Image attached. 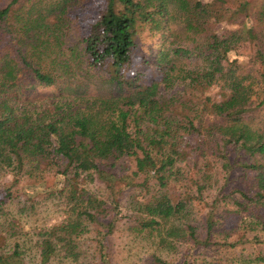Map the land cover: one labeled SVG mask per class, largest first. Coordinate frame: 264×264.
Here are the masks:
<instances>
[{"label":"trees","instance_id":"1","mask_svg":"<svg viewBox=\"0 0 264 264\" xmlns=\"http://www.w3.org/2000/svg\"><path fill=\"white\" fill-rule=\"evenodd\" d=\"M24 1L0 7V172L14 173L17 191L25 178L53 177L49 193L63 194L71 205L42 241L40 264L51 262L59 245L79 261V245L92 226L100 251L96 264H107L104 239L114 232L120 197L133 188L149 197L140 204L144 217L137 221L143 231L156 232L159 247L188 236L196 247L221 244L212 241L220 195L210 203L203 239L190 221L184 225L190 207L214 191L212 174L219 163L226 175L240 168L249 182L247 189L222 195L235 206L231 217L249 216L245 229L264 232V127L256 132L245 125L254 95L246 78L264 86V1L59 0L16 13ZM176 23L185 35L179 42ZM73 30L77 42L67 60L58 61L67 51L54 46ZM145 35L153 36L154 57L138 54ZM13 40L22 44L10 50ZM251 42L259 44L255 71L237 53L239 45ZM189 55L205 62L204 68L187 71L184 95L161 99L160 85L177 66L172 60ZM82 74L95 82L102 74L109 97L89 96L91 83ZM217 84L221 97L212 99ZM39 88L54 95L35 101ZM235 151H243L245 159L232 162ZM123 160L133 162L127 175L117 172ZM192 168L198 173L189 180ZM99 181L112 209L106 193L92 191ZM14 194L4 191L0 205ZM111 211L114 216L106 221ZM245 234L222 244H264L259 233L252 239ZM19 246L10 256L0 253V263L23 264ZM155 261L170 264L159 256Z\"/></svg>","mask_w":264,"mask_h":264},{"label":"rangeland","instance_id":"2","mask_svg":"<svg viewBox=\"0 0 264 264\" xmlns=\"http://www.w3.org/2000/svg\"><path fill=\"white\" fill-rule=\"evenodd\" d=\"M59 0H25L19 7H15L16 13H26L33 10L34 5L40 7L43 4L52 5ZM88 0H85L86 2ZM262 2L264 0H256ZM10 0H0V7L5 6ZM81 2L79 3L80 6ZM13 30H15L14 24H12ZM176 37L174 40L179 42L185 39L184 30L180 24L176 23L174 26ZM73 30L71 37L63 39L59 46L55 48L65 49V55L61 56L58 61L65 62L67 55H70V47L75 46L77 42V36ZM14 37V36H13ZM11 38V37H10ZM22 42L12 41L11 49L15 46H21ZM177 46V43L173 44ZM5 47V46H4ZM4 47H2L4 49ZM60 47V48H59ZM16 48V47H15ZM259 48V44L256 42L245 43L239 45L237 53L241 54V58L244 59L250 68L259 67V60L257 59L256 51ZM155 42L153 36L145 35L142 44L138 50L140 56L154 57L155 55ZM9 55V54H7ZM173 57V56H171ZM176 62V68L170 72L169 79L162 81L158 96L161 99H169L177 95H184L188 89V82L190 78L187 76V71L198 70L204 68L206 63L201 59H197L195 55L186 56L184 58H175L172 60ZM151 72V69H150ZM81 76V75H80ZM83 77L86 74H82ZM82 77V78H83ZM96 82L94 77H85L86 81L91 83V90H89V96H101L109 97V90L105 86V78L101 74ZM246 84L252 82L253 97L248 104V114L245 125L253 131L259 132L264 127V86L256 84L254 79L246 78ZM258 82L257 80H255ZM35 98L33 100L38 102H44L52 95L54 90H48L39 88L35 90ZM222 87L221 85H213L210 90V96L212 99H218L221 97ZM31 98V97H30ZM255 99V100H254ZM236 152V153H235ZM236 161L243 160V151L239 153L235 151ZM133 162L130 160H123L117 167L119 175H127L131 173ZM226 175V171L219 165L215 168L212 174L211 184L213 190L208 195L206 194V201L195 202L190 207L189 218L185 220L184 225H187L186 221L193 224L198 233L201 235V239L205 237L207 219L210 209L211 201L220 195L221 198L216 206V216L219 218V223L215 227V232L212 241H216L221 244L211 245H199L193 246L188 237L182 238L177 242V245L168 247H159L158 236L155 233H151L149 230H142L138 221L140 217H144L141 213V203H145L149 197H146L145 193L139 188L128 189L120 197V214L118 216L117 223L114 226V232L107 235L104 239L106 246V257L108 258L107 264H158L155 261V256H159L166 260L170 264H183L187 259L191 264H264V244L248 240L235 246H229L222 244L224 242L233 243L236 239H239L242 234H245V238L252 239L256 233H259V238L264 241V232L260 229L252 230L251 228L245 229L243 221L249 224L251 220L249 216L239 220L232 216V212L235 206L231 204L232 199H224L223 194L230 193L233 189H247L249 185L248 181L242 178L240 168ZM198 170L188 171L189 180L197 176ZM202 174V173H201ZM16 177L14 173L0 172V199L5 197L4 191L11 189L15 194L12 198H4V204L0 205V233L2 229H6L2 235H6L5 245L0 244V253L10 256L14 253V248L17 243L20 244V254L23 264H40L41 263V244L47 237L50 228L65 220L66 214L71 205L67 202L66 197L59 192L49 193L50 189L54 188L53 177L45 179L25 178L22 180L19 187H23L17 191L18 186L13 187V182ZM238 187V188H237ZM224 189V190H223ZM220 190V191H219ZM92 191H95L101 197H106L104 191V185L102 182L92 185ZM221 192V193H220ZM106 193V194H103ZM32 198H34L32 200ZM108 206L112 209L109 195L107 194ZM1 201V200H0ZM110 209V210H111ZM114 216V211H111V216L106 221H110ZM93 226L88 230L90 232L85 233V239L79 245V250L82 255L79 261H74L72 258L67 257L64 249L61 245L58 246L57 254L53 256L52 261L48 264H88L100 262V251L98 241L95 238L96 232ZM102 229L105 230L104 227ZM108 229V228H107ZM87 230V231H88ZM54 238V237H53ZM52 238V239H53ZM1 264V263H0Z\"/></svg>","mask_w":264,"mask_h":264}]
</instances>
